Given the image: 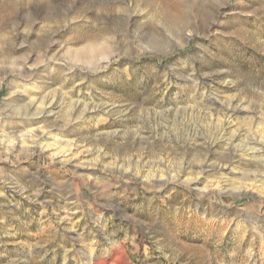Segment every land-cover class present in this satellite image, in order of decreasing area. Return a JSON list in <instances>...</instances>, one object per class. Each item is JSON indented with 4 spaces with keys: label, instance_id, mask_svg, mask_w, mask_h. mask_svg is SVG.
Returning a JSON list of instances; mask_svg holds the SVG:
<instances>
[{
    "label": "rangeland",
    "instance_id": "rangeland-1",
    "mask_svg": "<svg viewBox=\"0 0 264 264\" xmlns=\"http://www.w3.org/2000/svg\"><path fill=\"white\" fill-rule=\"evenodd\" d=\"M0 24L2 126L47 109L74 150L0 149V264H264V197L204 190L264 137V0H0Z\"/></svg>",
    "mask_w": 264,
    "mask_h": 264
},
{
    "label": "bare ground",
    "instance_id": "bare-ground-1",
    "mask_svg": "<svg viewBox=\"0 0 264 264\" xmlns=\"http://www.w3.org/2000/svg\"><path fill=\"white\" fill-rule=\"evenodd\" d=\"M26 87V89H29L28 86ZM49 115H51V111L47 109H42L41 113L38 114V117L36 118H29L27 114L17 117L9 115V119L7 121H10V126L8 127L2 126L3 120L0 119V127L2 126V129H5H0V149L2 148L8 152L12 147L15 146L18 148H23L30 145L39 146L44 151L50 152L52 158H62L61 160L63 162L71 163L74 159V157H72V152L74 150L71 146H63V144L59 143L57 140H53L51 142L50 139L53 138L50 136V130H45V128L40 126L33 127L40 124L41 121H47ZM17 121H19V123ZM263 122L264 121H262L261 124H264ZM251 132L252 131L247 130L246 135H251ZM7 138H12V140L7 141ZM248 141L249 142L244 145L240 159L238 161L233 162L228 160L222 166L219 165L218 167H210V171L213 172V174L218 175L220 180L218 179V181L212 183V185L209 184V186L204 190H210L213 188L222 189L223 184H227L229 182L231 185H233V190H238L244 195L257 194L264 197V137H261L260 139L250 138ZM245 156L252 158L253 161L259 165L257 166L259 169H245V165L243 164V157ZM249 165H253V163H249ZM198 179L199 178L196 180ZM199 181L200 180H198V182ZM235 185H238V187H235Z\"/></svg>",
    "mask_w": 264,
    "mask_h": 264
}]
</instances>
